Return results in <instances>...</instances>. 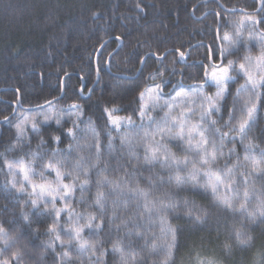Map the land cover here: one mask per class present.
<instances>
[{"label": "trees", "instance_id": "16d2710c", "mask_svg": "<svg viewBox=\"0 0 264 264\" xmlns=\"http://www.w3.org/2000/svg\"><path fill=\"white\" fill-rule=\"evenodd\" d=\"M221 2L226 6L243 8L247 14L255 13L254 11L259 7L258 0H221ZM137 4L144 11H140ZM218 10L214 0H0V120L3 119V115L12 116L11 109H14V105L17 104L16 90L19 89L21 99L17 107V117L20 114L40 110L38 105L44 104L46 99H54L66 93L69 99L56 105L57 113L62 115V125L66 127H71L72 120L75 119L66 115L67 106L77 96H80V99L76 102L85 108L83 117L85 121L91 118L93 121H98V126L102 127L104 123L102 109L107 102L115 98L117 106L121 109L119 115L131 116L135 122L134 125L138 124L136 121L139 116L136 113L139 108V92L153 83L152 80L147 79V76L149 72H155L157 66L149 61L144 76L139 77L137 72L140 64L137 57L146 56L149 51L165 52L181 45H197L201 41L207 45L213 39L216 24L220 22L214 15ZM242 18L239 13L227 15V27L222 28L221 33H232L233 25H238ZM259 30L263 31L264 27H260ZM117 36L122 39L116 40ZM242 37L244 51L241 52V56L254 57L264 50V46L258 39L249 40L248 31H243ZM182 50L188 49L185 47ZM203 54L204 49H200L199 52L192 50L188 64L197 63L198 65L203 59ZM171 59L173 57L169 56V60ZM229 59H236V57L230 56ZM188 74L183 81L186 86L198 83V66L189 68ZM116 75H124L127 78ZM171 79L175 82L180 77ZM237 80L238 82L230 85L228 108L231 107L236 89L244 83L242 77H238ZM82 84L84 88L81 95L79 90ZM91 87L92 92L89 94L91 100H88L89 95L87 97L86 95ZM171 91V88L166 89V93ZM214 91L215 89H212L208 94L212 95ZM163 103V100L159 101L160 107L156 108L155 114L162 112L161 109L164 110ZM213 118L218 120L216 127H221L228 120L226 111L223 113V120L219 119V114ZM36 119L44 121L42 116H37ZM87 126V123L79 125L77 141H71V138L64 135L65 128L58 129L54 118L49 124L43 126V138L47 141L43 152L50 153L58 147L68 158L69 162L64 168L65 183H70L75 176V172L72 176L67 174L72 171L73 158H78L80 155L87 158L88 153H91L92 162L95 163L94 148L89 147L83 153L75 151L77 143L80 145L92 143L90 139L86 141L84 138ZM54 135L61 136L62 142L59 146L51 143L50 138ZM113 137L109 147L107 138L101 136V162L89 173L90 183L86 186V190L81 193L77 186L73 199L68 205V208L74 209L77 215L85 218L88 215L101 216V209L95 203L98 191L96 172L104 167H107L105 175L109 179L118 177H123L125 180L131 179L133 184L138 183L141 188L152 192L155 197L170 193L174 202L180 206L181 216L184 215L183 206L186 201L189 202V207L193 201L197 207L208 206L211 194L205 193L202 188L193 195L190 185L187 188L178 189L174 184L168 183L170 174L173 179L177 175L175 171L164 167L169 161L160 160L161 162L146 164L144 156L148 147L135 149V154L131 155L120 143L119 135L114 132ZM214 138L218 141V134ZM249 140L255 145L253 150L257 154L264 151V109L258 113V123L250 133ZM70 142L73 148L71 154L68 153ZM15 143V128L0 124V164L3 163L4 156H7L9 160L19 159L28 162L31 159V153L37 151L40 138L34 135L29 127L23 148L7 151L9 144ZM248 143L249 141H245L242 145L239 139L235 145L226 143L223 149L225 155L215 165L219 172L233 169L232 187L236 188L240 185L241 197L245 190L242 184L245 177L241 173L246 169L244 167L236 169L233 166L237 163V157L241 165L245 164V145ZM163 146L161 155L158 153L159 157L163 156L162 153L166 149L180 160L185 158L186 147L180 141L171 140ZM232 147L235 148V152L229 156V148ZM188 159L193 161L195 154L190 155ZM191 170V165L188 169L182 168L179 175L186 178ZM34 171L36 175L33 177V182L37 184L45 182L41 178L38 162L34 165ZM7 172L6 167L0 168V224L10 230L12 235L20 238L17 247L24 248L27 253L24 264H53L50 255L52 249L44 250V246L50 239L47 234V224L51 223L52 217H40L39 219L47 221L45 226H33L26 230L30 235L25 234V229L21 227L23 223L21 212H31V208L25 205L28 197H20L15 190L11 194L8 192L5 183L11 177L6 175ZM125 172L129 175L125 176ZM44 176L49 183L55 180V173L49 175L47 170H44ZM17 179L22 180V177ZM247 179L250 197L247 207L251 211L256 208L261 194L264 193V179H260L255 173ZM99 191L107 197L102 217L104 227L92 235L89 234V229L85 228L82 233L84 238L97 247L104 245L101 251H106L107 254L102 257L103 264H120L119 254L112 252L114 244L126 253L133 252L137 260L146 257L150 246L149 249H145L144 240L136 233L147 234L148 240L152 241L153 232L157 237L161 236L158 223L149 222L148 214L144 212L142 205L139 209L140 215H137L135 200L119 197L115 193L109 195L110 186H102ZM221 192L228 196L235 195L232 192L224 193L223 188ZM17 197L20 198L17 199ZM5 207L7 212L4 211ZM57 207L65 206L57 204ZM113 209L117 210L116 216L119 217L114 223L112 222ZM62 217L60 223L66 228L68 227L67 216L62 214ZM124 220L128 221L127 225L122 223ZM170 221L173 225L182 223L171 217ZM242 222L244 218L239 217L238 214L235 219L231 216L225 218L222 214H214L209 218L203 231L191 230L182 224L186 230L180 236L181 248L175 256L177 264H198L199 260L216 261L217 264H234L242 255L250 264L251 254L234 251L231 260L224 255V244L229 242L228 235L231 228L233 225L239 227ZM79 223H86V219ZM96 223H99V220ZM117 225L120 226L119 230ZM252 227H255V223L250 224L246 231L248 235L255 237L254 254L264 245V225H260L254 232L251 231ZM62 240L67 246L66 234L62 236ZM152 242L162 245L163 239ZM59 244L60 242H56L57 254ZM92 259L94 260L95 257ZM156 259H162L160 247L157 248L156 253L147 258L146 264H154ZM88 261V253L80 257L73 250L72 264H88Z\"/></svg>", "mask_w": 264, "mask_h": 264}, {"label": "snow or ice", "instance_id": "6c2138e0", "mask_svg": "<svg viewBox=\"0 0 264 264\" xmlns=\"http://www.w3.org/2000/svg\"><path fill=\"white\" fill-rule=\"evenodd\" d=\"M214 3L219 9L214 15L220 22L216 24L213 39L207 45L201 41L197 45H181L165 52L149 51L146 56L137 57L140 64L138 69L139 77L144 76L149 61L157 66L156 71L149 72L147 76V79L152 80L153 83L145 86L139 92V108L136 114L141 121L140 128L146 127L143 124L145 119L150 120L151 123H156L151 118V112L160 107L159 101L163 100V107L169 110L163 118L165 127L157 124L155 132H145L143 137L138 136V141L149 139L150 137L149 144H151L155 140L156 135H160L163 140L166 133L170 134L178 128L179 133L176 136L169 135V138L186 143L187 147L184 149L185 158L183 160L178 159L166 149L162 153L164 159L169 161L164 167H168L177 173L174 179L171 174L169 175L168 183L170 185L174 184L178 189L187 188L190 185L193 195H196L198 190L202 188L205 193L211 194L207 207H197L194 201L191 202L189 207V202L186 201L183 206L185 209L184 215L181 216L179 214L180 206L174 202L170 193H164L162 197H155L152 192L141 188L138 183L133 184L131 179L125 180L123 177L109 179L105 175L107 167H104L99 168L96 172L98 191L95 203L101 209V216L88 215L85 218L77 215L74 209L68 208L77 186L83 193L86 190V186L90 183L89 173L101 162V136L103 135L107 138L109 147H111L114 139V132L119 135L122 145L127 143L131 146L132 144L127 132L137 131V129L132 127L135 122L131 116L122 117L119 115L121 109L117 106L115 98L107 102L102 109V118L104 119L102 127L98 126V121H93L91 118L87 121L83 119L85 108L76 102L80 99V96H77L68 104L66 109L67 116L75 117L72 120V126L66 127V125H62V116L55 109L57 104L69 99L66 93L54 99H46L44 104L38 105L40 111L36 115H43V122L37 120L36 116L22 115L17 117L16 112L18 109H11V117L3 115L0 124L7 125L9 128L14 126L16 130V143L9 144L7 151L11 152L17 148H23L24 138L28 135L29 127L31 132L40 138L37 151L31 153V159L28 162L19 159L9 160L7 156H4L0 168L6 167L8 169L6 175L11 177L5 183V188L8 192L11 194L15 190V193H19L20 197H28L25 200V205L31 208V212H21L23 221L21 227L25 229V234L30 235L26 230L33 226H45L47 221L39 219L40 217H52L51 223L47 224V234L50 239L44 246V250L52 249L50 255L52 256L53 264H72L73 250L80 257L88 253V264H103L102 257L107 254L106 251H101L104 245L101 244L100 247H97L89 243L82 233L87 228L89 229V234L92 235L104 227L102 217L107 197L103 192L99 191V188L105 185L111 187L109 195L115 193L119 197L135 200L137 215H140L139 209L142 205L144 212L148 214L149 222L158 223L159 232L161 233V236L157 237L153 232L152 241L163 239V244L158 245L148 240L147 234L136 233L137 236L144 240L145 249H149L150 246L147 256L141 260H137L133 252L129 251L126 253L122 248L114 244L112 252L113 254H119L120 264H146L147 258L156 253L158 247L161 249L162 259H156L154 264H177L175 256L180 252V236L186 230L182 224L191 230L203 231L204 226L209 222V218L214 214H222L225 218L231 216L234 219L237 218L238 214L239 217L244 218V222L240 223L239 227L233 225L231 228L228 235L229 242L224 244V255L226 258L231 260L234 251H239L242 254H251L250 264H264V245L253 254L255 237L248 235L246 231L252 223H255V227L251 229L253 232L260 225H264V193L261 194L255 209L249 211L247 207L250 203L247 190L248 176L255 173L257 177L264 179V151L257 154L253 150L255 145L249 140L250 133L257 126L258 113L264 109V50L261 51V54L255 60L249 55L241 56V52L244 51L243 31L249 32L250 41L258 39L260 44L264 46V32L259 30L260 27H264V0H258L259 7L252 14H247L243 8L226 6L221 0H214ZM137 8L140 11H144L139 4H137ZM236 13L243 17L239 24L233 25L232 33H221V29L227 27V15ZM115 39L121 40L122 37L117 36ZM185 47L188 50H182ZM200 49H204L203 59L199 61L198 65L197 63L189 65L187 61L191 58L192 50L199 52ZM169 56L173 57V59L169 60ZM230 56H234L236 59H229ZM197 66L199 68L198 83L193 86H186L183 81L189 75L188 69ZM176 76H179L180 79L173 82L171 78ZM238 77H242L244 83L236 89L231 107L228 108L227 98L231 95L230 85L238 82ZM168 88H171L172 91L166 93ZM212 89H215V92L209 95L208 92ZM16 92V102L19 103L21 99L20 90L17 89ZM89 92L91 93L92 90L89 89ZM80 93L81 95L83 94V88L80 89ZM146 96L148 100L152 101L151 105L144 102ZM192 97H197L198 100L192 101ZM87 99L91 100V95ZM191 103L197 104L199 111V120L194 123L191 121L196 115V110L190 107ZM181 104L188 110L189 114L185 115L181 111L173 115L171 110ZM225 111L228 120L221 127H216L218 120L213 117L219 114V119L223 120ZM53 118L58 129L60 127L65 128L63 134L71 138V141L78 140L77 130H79V125L87 123L88 127L84 138L86 141L90 139L92 143H85L84 145L77 143L75 151L83 153L89 147L95 149V163L92 162L91 153H88L87 158L84 155H80L78 158L72 159V171L67 174L72 176L73 172H75V176H73L70 183H65L64 168L69 161L62 150L57 147L55 151L50 153L43 152V147L47 141L43 138L44 131L42 129ZM169 121H171V127H167ZM147 127L150 128L151 125L149 124ZM217 134L219 136L218 141L214 138ZM237 139L242 145L245 144V141H249L245 145V164L241 165L237 157V163L233 166L236 169L240 167L246 169V171L241 173L245 177L242 181L245 189L242 197L239 194L240 185H237L236 188L232 187L234 183L232 179L233 169L219 172L215 168L217 162L225 155L223 149L226 143L235 145ZM50 140L52 144L57 146L62 142L59 135L51 136ZM161 147L163 146L157 144L155 147L146 148L144 162L151 164L158 160V152H160ZM72 151L73 148L70 142L68 153L71 154ZM234 152V147L229 148V156ZM193 153L195 154V159L189 161L188 157ZM37 162L41 168V178L45 181L39 184L33 182V177L36 175L34 165ZM190 165L192 170L189 172L188 177L182 178L179 172L182 168L188 169ZM44 170H47L49 175L55 173L53 182H47ZM124 175L127 176L129 173L125 172ZM17 177H22V180L18 181ZM221 188L224 189V193L232 192L235 195L228 196L223 194ZM29 189L31 190L29 191ZM20 197H17V199ZM57 204H63L65 207H57ZM4 211L7 212L6 207ZM116 211V209H113V223L115 219L119 218L116 216ZM62 214L67 216L66 223L68 227L66 228L60 223L63 218ZM170 217L182 223L173 225ZM85 219L86 223H79V221ZM97 220H99V223H96ZM122 223L127 225L128 221L124 220ZM119 227L117 225V230H119ZM65 234L68 240L67 246L62 240V236ZM19 239V237L12 235L10 230L5 229L0 224V245H2L0 247V264H24L27 253L24 248L17 247ZM56 242H60L58 254ZM13 249L15 250L13 251ZM92 257H95V259L93 260ZM198 264H217V262L199 260ZM234 264H249V262L242 255Z\"/></svg>", "mask_w": 264, "mask_h": 264}, {"label": "rangeland", "instance_id": "374dc122", "mask_svg": "<svg viewBox=\"0 0 264 264\" xmlns=\"http://www.w3.org/2000/svg\"><path fill=\"white\" fill-rule=\"evenodd\" d=\"M259 55H255L253 58V60H255L256 57H258ZM215 92V91H214ZM214 92L212 94H214ZM179 99V98H178ZM191 100H198L197 97H192ZM146 104H149L151 105L152 101L148 100L147 96L145 97V101H144ZM190 107H192L194 110H196V115L193 117L192 121L191 122H196L199 120V111H198V106L195 104V103H191L190 104ZM156 110V109H155ZM155 110L151 112V118L152 120L156 121V123H151L150 120L148 119H145L143 121V124L146 126L145 128H140V124H141V121H140V118L136 121L138 124L136 125H133L132 127L137 129V131H129L127 132V135L131 138V141H132V144L131 146H129L127 143L124 144V148H125V151L131 155H134L136 151L135 149H144L145 147H155L157 144L159 145H162L165 143V144H168L169 141H179L177 139H170L169 138V135L171 136H176L178 133H179V129H175V131H173L172 133H166L165 134V137L164 139L162 140L160 135H156L155 136V140L149 144V140L151 139L149 137V139H145V140H137L138 139V136L139 137H143L144 136V133L145 132H155L157 130V124H159L161 127H165L164 125V122H163V118L165 116V113L168 112L169 110L167 108H164L161 109L162 112H158L157 114H155ZM40 110H36L34 111L33 113L29 112V113H25V114H20L18 117H21L22 115H29V116H42L43 120H44V116L43 115H36ZM56 112H58L56 109H55ZM172 114L175 115V114H178L180 113L181 111L184 112L185 115H188V110L186 108H184L183 104H181L180 106L178 107H174L172 110ZM156 115V116H155ZM62 116V115H61ZM18 122V121H16ZM151 125V127H147L148 125ZM14 127V126H13ZM88 127V126H87ZM87 127L85 130H87ZM167 127H171V121H169ZM15 128V127H14ZM85 135V134H84ZM120 143H121V140L119 139ZM181 142V141H180ZM195 143V142H194ZM181 144H183L185 147H187V144L186 143H183L181 142ZM123 146V145H122ZM164 147V146H163ZM163 150V148L161 147L160 148V152L159 155H161V151ZM160 160H165L163 156H160L158 160H156V162H161Z\"/></svg>", "mask_w": 264, "mask_h": 264}, {"label": "water", "instance_id": "95a60500", "mask_svg": "<svg viewBox=\"0 0 264 264\" xmlns=\"http://www.w3.org/2000/svg\"><path fill=\"white\" fill-rule=\"evenodd\" d=\"M119 46H120V45H119ZM119 46H118V48H119ZM139 68H140V66H139ZM137 74H138V72H137ZM116 76L121 77V78H127V76H124V75H116ZM81 88H84V85H83V84L81 85ZM81 88H80V89H81ZM90 89H92V87H91ZM79 93H80V90H79ZM80 94H81V93H80ZM89 94H90V92L88 91V94L86 95V97H87ZM17 107H19V103H17V104L14 105V109H17ZM36 108H38V107H36Z\"/></svg>", "mask_w": 264, "mask_h": 264}, {"label": "flooded vegetation", "instance_id": "af4514ba", "mask_svg": "<svg viewBox=\"0 0 264 264\" xmlns=\"http://www.w3.org/2000/svg\"><path fill=\"white\" fill-rule=\"evenodd\" d=\"M255 12V11H254ZM261 32H264V30L263 31H261Z\"/></svg>", "mask_w": 264, "mask_h": 264}]
</instances>
